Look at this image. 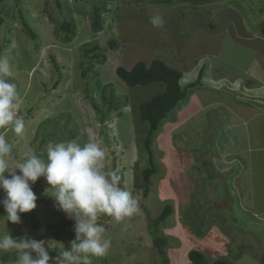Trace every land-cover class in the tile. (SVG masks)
Instances as JSON below:
<instances>
[{
    "label": "rangeland",
    "instance_id": "obj_1",
    "mask_svg": "<svg viewBox=\"0 0 264 264\" xmlns=\"http://www.w3.org/2000/svg\"><path fill=\"white\" fill-rule=\"evenodd\" d=\"M58 1L61 11L54 0H0V56L9 59L10 79L20 93L19 115L25 120L22 135L8 128L0 129V135L13 144L17 159L29 149L46 159L49 143L73 139L97 142L106 150L105 170L118 171L120 186L138 200L140 210L121 222L99 217L111 247L105 256L92 257V264H188L191 251L210 264L219 259L264 264V95L236 89L242 81L253 82L252 75L264 89V0H214L201 11L184 10L183 17L182 5L158 8L146 0H111L104 6ZM95 6H100L98 33L92 30ZM157 14L163 27L150 23ZM66 18L72 20L73 34L60 29ZM93 45L100 47L96 54L104 62L88 65L82 80L84 51ZM153 60L181 72L182 87L195 81L204 65V76L209 70L211 77L203 76L207 86L193 89L191 100L188 90L161 122L152 143L157 173L144 198L133 185L146 164L142 144L147 126L137 110L161 94L164 85L130 88L115 72ZM111 97L120 101L108 110ZM64 125L73 138L58 140ZM48 189L43 177L33 185L37 227L23 214L18 224L7 221L0 205V235L7 229L14 238L45 240L49 264L55 258L59 264L63 247L75 239V221L64 232L52 229L69 217ZM4 196L0 189V199ZM166 207L170 213L156 227L166 242L159 255L149 225ZM0 252L7 254L5 264H16L18 253Z\"/></svg>",
    "mask_w": 264,
    "mask_h": 264
},
{
    "label": "clouds",
    "instance_id": "obj_2",
    "mask_svg": "<svg viewBox=\"0 0 264 264\" xmlns=\"http://www.w3.org/2000/svg\"><path fill=\"white\" fill-rule=\"evenodd\" d=\"M150 23L154 27H163L164 20L157 14L150 18ZM10 77L9 59L0 56V129L8 128L16 135H22L25 120L19 115L20 93ZM106 157L107 152L99 143L81 144L73 139L49 143L46 159L33 149L17 159L13 144L0 135V189L5 192L0 205L5 209L6 220L18 224L20 214L36 208L38 197L33 185L43 177L59 210L75 221V239L68 249L63 247L59 264H92V257L105 256L111 240L105 237L106 229L98 223L99 217L106 215L121 222L140 210L138 200L120 186L118 171L105 170ZM134 180L135 176L133 185ZM45 245V240H35L27 235L14 238L7 229L0 235V251H16V264H49V247Z\"/></svg>",
    "mask_w": 264,
    "mask_h": 264
},
{
    "label": "trees",
    "instance_id": "obj_3",
    "mask_svg": "<svg viewBox=\"0 0 264 264\" xmlns=\"http://www.w3.org/2000/svg\"><path fill=\"white\" fill-rule=\"evenodd\" d=\"M56 3V6L61 11V3L58 0H54ZM75 2L76 4L79 2H86V1H92L94 3H97V5H103L106 4L108 1L111 0H71ZM149 5L158 7V8H170L172 5H182L184 6L181 12V15L183 17V11L184 10H197L201 11V9H204L206 5L214 0H146ZM65 3V2H63ZM219 7V6H216ZM100 6L97 8V6L94 7L93 11V22H92V30L94 33H98L101 31V22H100ZM197 15L201 16L200 13H197ZM181 17V18H182ZM201 25V22H199ZM204 23V22H202ZM4 24V21L2 18H0V27ZM206 24V22H205ZM213 24H210V26ZM194 26V25H193ZM214 26V25H213ZM60 29L63 31H66L67 33L73 34L74 26L72 24L71 19H63ZM28 33L33 36V33L28 30ZM96 51H100V47L97 45H93L90 49H87L84 51V55L87 58V64L84 66L86 67V70H84L81 73V79L85 80L88 77V71L90 68L87 69L88 65H92L93 63L97 62V60L101 59L102 57L97 55ZM90 55H92L90 57ZM104 62V60L102 61ZM101 62V63H102ZM57 69V68H56ZM204 68H202L196 80L194 82H191L184 87L181 86L180 81L182 78H184V75L176 71L174 69L169 68L166 66L165 63L159 60H153L150 62V64L147 66L143 62H137L134 64V66L130 70H125L122 67H119L116 69V76L120 81H122L124 84H126L130 88H135L138 86L146 87L152 84L160 83L164 85V91L161 94H158L154 97H152L149 101L144 102L138 106L137 110V116L141 123L146 124L147 130L144 135L143 140V149L146 153V164L145 167L140 170V176L136 180H134V186L137 190L142 191V196L146 198L150 193V187H151V178L157 173V167L154 162V155L151 151L152 143L154 140L155 133L158 131L159 126L161 122L166 119L169 112L174 110L178 104L182 101H184L187 97V91L194 89L195 87L201 86V80L204 76L203 74ZM86 89H87V82L84 83ZM108 102V110L117 103V101H113V98H110ZM97 113L100 114V111L96 109ZM99 121L102 122L104 117L101 115L99 116ZM66 125H64L60 131L61 135L58 136L59 139L63 138H73V132L72 130L69 131L66 129ZM56 136V135H55ZM137 170V168H135ZM61 211V210H60ZM63 212V211H61ZM36 210H33L28 213H23V218L25 221H29L31 226L37 227L38 222H36L35 214ZM170 213V208L166 207L163 214L153 221H150V218L148 220L151 222V225H149L150 230V236L153 242V247L157 254L161 255L163 253V247L166 245V242L164 239H161L157 235L156 227L164 222L166 220V217ZM2 213L0 212V216ZM74 222L73 219L68 218V220L62 219V222L59 226H53L52 229L55 230L57 233L59 230L64 232V229H66L67 225L72 224ZM68 223V224H67ZM58 236V235H57ZM59 237V236H58ZM56 238V237H55ZM60 238V237H59ZM57 239V238H56ZM8 253H13L15 255L16 251H11ZM0 264H5L7 262V254L0 252ZM188 261L189 264H210L206 261L205 256L197 251H191L188 253ZM211 264H229L224 260L219 259L218 261H215Z\"/></svg>",
    "mask_w": 264,
    "mask_h": 264
},
{
    "label": "crops",
    "instance_id": "obj_4",
    "mask_svg": "<svg viewBox=\"0 0 264 264\" xmlns=\"http://www.w3.org/2000/svg\"><path fill=\"white\" fill-rule=\"evenodd\" d=\"M204 70H205V65H204ZM210 74H211V72L209 70L206 71L205 76L203 77V80L204 79L207 80L208 79L207 76L211 77ZM248 78L253 81V82L246 81V83L250 84L249 86H247V84L241 80L242 85H240L236 89H242L244 91V93H247V94L252 95V96L262 95V94L264 95V89H262L263 87L258 85V84H262L261 83L262 81L260 80V78L257 77L258 79H256L254 75H252V77H248ZM203 80L201 81V86L198 88H203V87L207 86V85L204 86L205 83L203 82ZM234 82H236V81H234ZM234 82H231V84H230L231 88H233L232 84ZM249 87H252V88H249ZM216 90H218V89H216ZM190 98H195V94L192 91L190 92ZM252 99H254V98H252ZM260 99L264 100V97L260 98ZM261 103H263V102H261ZM262 110H264V109H262ZM259 123H261V121Z\"/></svg>",
    "mask_w": 264,
    "mask_h": 264
}]
</instances>
